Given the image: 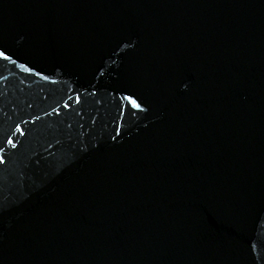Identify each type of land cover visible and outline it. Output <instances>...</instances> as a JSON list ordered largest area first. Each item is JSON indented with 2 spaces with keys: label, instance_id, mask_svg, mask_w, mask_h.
<instances>
[{
  "label": "water",
  "instance_id": "95a60500",
  "mask_svg": "<svg viewBox=\"0 0 264 264\" xmlns=\"http://www.w3.org/2000/svg\"><path fill=\"white\" fill-rule=\"evenodd\" d=\"M0 264H264V0H0Z\"/></svg>",
  "mask_w": 264,
  "mask_h": 264
}]
</instances>
